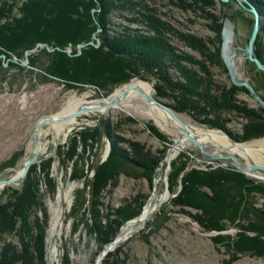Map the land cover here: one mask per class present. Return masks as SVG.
<instances>
[{
  "label": "rangeland",
  "instance_id": "rangeland-1",
  "mask_svg": "<svg viewBox=\"0 0 264 264\" xmlns=\"http://www.w3.org/2000/svg\"><path fill=\"white\" fill-rule=\"evenodd\" d=\"M30 1L33 0H18V5ZM107 1L111 10L106 28L108 38L139 35L141 43L146 39L165 41L172 48L173 57L165 58L162 71L173 82L180 80L187 84L181 72L183 68L198 70L185 60L189 57L206 65L209 72L201 76L210 77L214 89L215 84L220 87L233 85L221 57L222 29L229 17L236 25L234 46L245 48L255 23L247 3L237 0L227 3L220 0ZM247 1L256 9L260 5L263 8L257 10L261 30L255 42V53L264 63V0H259L258 6V0ZM97 6L90 9L95 20L101 17V5ZM40 7L49 21L56 19L57 14L45 8L47 4ZM17 11L14 15L20 16ZM80 11L78 16L81 17L85 8ZM154 19L157 21L155 29L150 26ZM49 21L46 19V25L42 22L43 26L27 23V41L54 38L45 28ZM51 23L55 28L65 26L62 29H69L73 24L71 22L68 27L70 23L67 22L65 25L59 21ZM103 31L98 29L88 43L38 42L20 58L16 55L7 57L6 49L0 54V197L7 192L20 191L28 177L35 179L43 208L35 210L34 216L44 222L46 229L45 264H264V255L255 254L256 251L237 254L228 247V243L238 242L241 234L264 241V196L259 191L244 195L238 188L228 191L212 183L201 186L200 194L197 192L199 199L194 192L190 197H184L188 187L185 179L191 174L197 173L199 179L204 174L223 169L238 170L234 161L224 156H235L239 167L248 168L247 161L239 154L225 149L217 153L210 149L212 147L202 146L204 153L194 143L176 149L178 138L183 134L174 129H162L149 113L154 105L149 104L138 90H135L137 97L133 101L124 104L125 100H120L116 105L106 107L107 113L94 109L80 116L71 117L76 111L69 114L66 118L73 123L59 134L50 127L48 117L55 118L71 97L88 93L92 100L101 101L139 79L153 87L147 96L150 94L171 107L184 123L224 131L202 123L203 119L215 120L219 116L221 120H227L225 129L231 135L224 132L235 142L242 145L264 139V131L263 135L244 142L234 138H240L243 128L249 124L245 112L264 117L261 106L248 91L241 90L236 96L242 112L210 111L201 116L196 111L194 114L193 111L176 110V91L160 79V75L154 74L155 70L150 74L146 70L138 72L137 68L138 73L132 75V71H125L111 60L110 47L102 38ZM193 37L203 41L208 53L211 51L220 59L206 61L191 45ZM127 55L134 63L141 65L143 62L137 55L131 56L130 52ZM111 71L113 74L109 73ZM257 71L261 77L255 75ZM244 72L264 98V72L248 60H245ZM177 99L179 101V97ZM193 100L199 104V99ZM41 122L39 131L43 147L41 151L38 148L40 152L35 162L25 171L27 162L36 154L38 124ZM237 172L251 180L253 187L264 186V172ZM158 177L161 181L157 186ZM15 178L16 181L5 183ZM154 192L157 193V207L141 220ZM190 199L213 214L218 210L223 215L221 218L232 223L224 220V229H206L197 221V217L202 216L201 209L197 211L184 205L190 203ZM237 205H243V208ZM134 222L129 236L118 243L124 228ZM3 241L16 244L17 238L7 235Z\"/></svg>",
  "mask_w": 264,
  "mask_h": 264
},
{
  "label": "trees",
  "instance_id": "trees-1",
  "mask_svg": "<svg viewBox=\"0 0 264 264\" xmlns=\"http://www.w3.org/2000/svg\"><path fill=\"white\" fill-rule=\"evenodd\" d=\"M41 4H47V7L45 8H50L53 13H56V19L53 18V20L51 19L49 21V19L41 13V9H39L41 8ZM259 4L260 1L257 6ZM30 5L36 6L33 7ZM97 5H101V17H97V20H95L90 14V9H94ZM82 8H85V14H81L80 17L78 14L81 13L80 10ZM261 8L262 5H260V7L258 6L257 10L262 11L263 8ZM15 11H17L20 16H15ZM110 12L111 10L107 0H33L23 6L18 5V0H0V54L3 53L2 49H6L7 51L4 53H6L7 57L12 58L16 55L20 58L26 50L33 49L38 42H47L50 44L54 41L55 44L61 43L64 45L67 42H73L74 44L81 42L88 43L92 40L93 34L96 33L98 29H102L104 30L102 32V38L107 42V46L110 47V49L108 47L106 49L111 50V52L108 51L109 56L118 67L120 66L125 71L127 69L132 71V75L135 74V69L137 68L138 72H140L139 70H146L145 72L150 74H153L155 70L154 74L156 73V75H160V79L162 78L168 83L170 82L169 84L171 85L172 90L176 91L175 96L177 95L176 97H179V101L176 98V110L193 111L192 113L196 111V114L201 116L202 114H205V112L210 113V111H214L215 113H230L234 111L242 112L241 110L243 108H240L237 104L236 96L241 90L245 92H247V90L245 88L240 89L234 85L220 87L217 86V84H215L216 88L214 89L213 85L210 83V77L205 78L201 76L203 74L206 75L209 72L202 61H194L191 58L186 57L185 60H188L194 66H197L196 68H198V70L186 71V69L183 68L181 72H183L187 84L173 82L171 77L168 75L166 76L162 71V69H164L163 61L165 58L167 56H170V58L173 57L172 48L165 41L160 38L156 40L146 39L144 40L145 42L141 43L139 35L136 34V37L120 35L117 38H108L106 28L109 24L107 20ZM45 14H48L47 11ZM34 17H36L35 20ZM46 19L50 23L51 21L57 23L59 21V23H64V25L65 22L70 23L68 27L71 26V22L73 24L69 29H62L65 28V26L62 25L58 28L56 25L57 28H55L52 25L53 23H51V26H53L52 28L49 26V23L48 27L46 26L45 28L54 38H41L38 39V41H34V43L32 41H27L26 35L28 34L29 28L27 29L25 25L32 22L34 23L33 25H42V22L46 25ZM153 22H155V24ZM153 22H150V26L155 29L157 21L154 19ZM46 34L48 33L46 32ZM192 39L194 40H192L193 44L191 45L199 51L206 61L215 62V60L219 58L218 55H213L210 51L208 53L207 45L203 41L194 37ZM7 45L10 46L7 47ZM128 45H130L131 49L127 47ZM128 52H130L131 56L133 55L135 57L137 55L138 58H142L143 62L141 65L129 60L127 55ZM221 65L223 64L221 63ZM119 82L120 81L116 83ZM208 82L210 85H208ZM193 99H199V104L196 103V101L193 103ZM261 111L264 113L263 108H261ZM245 113L249 124L243 128L240 138L234 136V138L240 142L247 141L253 136L259 137L263 135L262 132L264 131V117L258 116V114H253L252 112ZM251 119H257V121L253 122ZM202 123L227 131L225 129L228 123L227 120H221L219 116L215 120L203 119ZM228 133L231 135L230 132ZM226 171L223 169L211 174H204V176L199 177V179L197 173L191 174L190 177L185 179L188 187L184 191V197H186V195L187 197H190L189 195H191V192H194L199 199V189H201V186L205 185L207 187V185L210 186L212 183L215 186H221V188L228 191H234L235 188H238L244 195L247 192L259 191L264 196V186L253 187L251 180L246 178L243 174L234 170ZM34 180L33 177H28L20 191L15 190L10 193L7 192L0 197V264H45L43 260L45 258L44 240L46 229L44 222H41L34 216L35 210L43 208V202L39 193L38 184ZM201 195L204 198L206 197L204 193H201ZM183 204L184 203L181 205ZM184 205L194 208L197 211L201 209L202 216H198L197 221L204 224L206 229H224L225 226H222L223 221L226 220L228 223L231 222L227 218H221L223 215L222 213L220 214L218 210L216 211L217 213L213 214L207 209H204V207L193 203L192 199H190V203L187 202ZM237 207L243 208V205H237ZM246 210H244L245 212L242 211L244 215ZM7 235H14L17 238V243L14 244L13 242L3 241V238ZM239 236L240 240H238V242L230 245L228 243V247L233 249L235 253L256 251L255 254L264 255V253L261 252L264 251V241H261L256 237H244L243 234ZM224 241L227 240H223V242Z\"/></svg>",
  "mask_w": 264,
  "mask_h": 264
},
{
  "label": "bare ground",
  "instance_id": "bare-ground-1",
  "mask_svg": "<svg viewBox=\"0 0 264 264\" xmlns=\"http://www.w3.org/2000/svg\"><path fill=\"white\" fill-rule=\"evenodd\" d=\"M97 1V0H96ZM33 6V5H30ZM36 6V5H34ZM33 6V7H34ZM39 7V6H38ZM99 7V6H97ZM36 10V8H35ZM232 14V12H231ZM214 17V16H213ZM109 23V22H108ZM221 23V22H220ZM223 24V23H222ZM36 41V40H32ZM212 42V41H211ZM210 42V43H211ZM34 43V42H33ZM262 43V42H261ZM32 44V43H31ZM74 44V43H73ZM10 45H7V47ZM39 47V46H38ZM163 49V48H162ZM211 52V51H210ZM203 54V52H202ZM191 56V55H190ZM209 56V55H208ZM189 58V57H188ZM86 60V59H85ZM89 60V59H88ZM90 61V60H89ZM120 61V60H118ZM83 62V61H82ZM132 63V62H131ZM34 64V63H33ZM112 64V63H111ZM131 65V64H130ZM120 67V66H119ZM126 67V66H125ZM169 68V67H168ZM193 69V68H192ZM112 70V69H111ZM117 70V69H116ZM178 70V69H177ZM183 70V69H182ZM108 73V72H107ZM109 73H112L109 72ZM124 73V72H123ZM131 73V72H130ZM202 73V72H201ZM113 74V73H112ZM127 74V73H126ZM197 74V73H196ZM116 75V74H115ZM122 75V74H121ZM120 75V77H121ZM110 77V76H108ZM107 77V78H108ZM119 77V76H118ZM198 77V76H197ZM196 77V78H197ZM112 78V77H111ZM133 78V77H132ZM165 78V77H164ZM174 78V77H173ZM167 79V77H166ZM182 79V78H181ZM199 79V78H198ZM171 80V79H170ZM170 83V82H169ZM180 83V80H179ZM179 85V84H178ZM176 85V86H178ZM201 85V84H200ZM131 86H137L139 87V89L144 92L146 95L148 93L151 92L152 90V85L146 81L143 80H139V79H135L131 82V84L125 86V88L120 89L119 91H117L116 93H114L111 97L103 99L101 101H94L91 99V95L90 94H85L82 96H73L71 97L68 102L65 104V106L63 107V109L61 110L60 113H58L55 118L58 120L57 122L54 121L52 122V120H50V127L54 130L55 133L59 134L60 132H62L66 127L72 125V121L69 122L68 121H63L61 120L62 118L65 119L69 114L77 111L80 108H90V109H98L100 112L102 113H107L109 110L106 108V104H108V102H110L112 99L117 98L119 100H125L123 103H129L130 101H133L136 97H137V92L135 91V89H132ZM175 86V85H174ZM183 86V85H182ZM200 87V86H199ZM179 88V87H178ZM184 89V88H183ZM155 90V89H154ZM122 91H126V93H123ZM168 106V105H167ZM150 115L154 118V120L157 122V124L162 128V129H166V130H178V132L180 133V135L183 134V132L180 130L181 129V125L175 121V119L167 114L166 112L162 111L161 109H158L157 107H152L149 111ZM188 114V113H187ZM191 114V113H190ZM80 116V115H79ZM194 115H192L193 117ZM79 120V119H78ZM202 120V119H201ZM47 125V124H46ZM185 127L187 128L188 131V135L190 137H193L194 139H197L199 141V143L202 146H206L212 150H215L217 153H221L222 150L224 149H228L226 151H230L231 153L234 154H239L241 157H243V159H245L247 161V164L250 166V162L252 163H263L264 164V139L258 140V141H254L252 143H246V144H242V145H234L230 142V140L228 138H226V136L224 135H220V134H216L214 133V131H211L209 129H206L205 127H199V126H194L191 125L189 123L185 122ZM41 130V129H40ZM224 132V131H223ZM191 141L189 140V138L183 134L182 136H180L178 138L177 141V145H176V149H182L185 148L187 146H191ZM43 147L42 144V138H41V131L39 132V149L41 151ZM188 149V148H187ZM35 150V149H34ZM39 151V152H40ZM176 153L173 152L172 155ZM226 154V153H225ZM180 155V154H179ZM178 155V157H179ZM184 160V159H183ZM182 165V164H181ZM235 166V165H234ZM164 169V168H163ZM216 169V168H215ZM191 171V170H190ZM238 171V170H237ZM243 172V171H242ZM187 174V173H186ZM169 176V175H168ZM160 177V176H159ZM157 178V186L160 183V178ZM184 177V176H183ZM163 178V177H162ZM163 180V179H162ZM156 191L157 187H156ZM156 195L157 193L154 192L151 200L148 202V204L145 207V210L143 212L142 218L141 220H144L146 217H148L153 211L154 209L157 207L156 203H155V199H156ZM162 197V196H161ZM136 223H132L129 224V226H126L122 232V234L119 236L120 240L118 241L121 242L124 239L127 238V236H129V230L132 229V227L135 225Z\"/></svg>",
  "mask_w": 264,
  "mask_h": 264
},
{
  "label": "water",
  "instance_id": "water-1",
  "mask_svg": "<svg viewBox=\"0 0 264 264\" xmlns=\"http://www.w3.org/2000/svg\"><path fill=\"white\" fill-rule=\"evenodd\" d=\"M223 3H227L229 2V0H220ZM239 3H247L249 5V10L251 13L254 14V29L252 32V35L248 41V44L245 46V48H242L241 46H234V43L237 39V32H236V25L230 20V18H226L224 21V26L222 29V46H221V57H222V61L225 64V67L228 70L229 76H230V80L231 83L238 87V88H245L249 94L259 103V105L261 106V108L264 109V98L257 92V90L254 88V86L249 82V80L247 79L245 72H244V67H245V60L250 61L251 63L255 64V66L262 72H264V63L258 59V57L256 56L255 53V42L257 40V36L259 34V31L261 30V23H260V16H259V12L257 11V9L253 6L250 5L249 2L247 0H237ZM243 35V33H241ZM238 52H241V54H239ZM243 56L245 57L244 60H242L241 58H243ZM132 89L138 90L141 94V96L151 105H156L157 107H159V109H161L162 111L166 112L167 114L171 115L175 121H177L180 125H181V131L183 132V134H185L189 140L194 143L195 145H197V147H199L204 153H206V151L202 148V145L199 143V141L197 139H194L193 137H190L188 135V131L187 128L185 127V123L183 121H181L178 116L176 115L175 111L163 104L161 101L155 99L152 95L149 94V96H147L145 93H143L139 87L137 86H131ZM123 93H126V91H122ZM96 98H100L99 95H96ZM120 100L117 98L112 99L110 102H108V104H106V107L109 108L111 106L116 105ZM94 109H88V108H80L78 109L71 117H74L76 115H79L81 113H85V112H89L92 111ZM98 110V109H96ZM49 120H52V122L54 121H58L57 119H55L54 117H48ZM66 120H68V118H65ZM62 120V119H61ZM64 120V119H63ZM251 121H257V119H251ZM43 124V122H41L40 124H38V131H37V143H36V154L33 156L32 159L29 160V162H27L26 166H25V171L28 170V168L35 162L36 160V156L39 153V130L41 128V125ZM214 133L216 134H220V135H224L226 136V138H228L230 140V142L234 145H241L237 142H235L233 139H231L225 132L223 131H214ZM228 150V149H225ZM211 156H213V154H211ZM215 157V156H213ZM218 158H222L221 155L217 156ZM225 159H231L234 161L235 165L237 166L238 170H259L264 172V164L263 163H251L250 162V166L248 168H242L239 167L237 165L238 159L235 156L232 155H227L224 156ZM24 175V174H22ZM22 177V176H21ZM19 178V177H17ZM16 181L15 179H12L10 181H7L5 183H12Z\"/></svg>",
  "mask_w": 264,
  "mask_h": 264
},
{
  "label": "flooded vegetation",
  "instance_id": "flooded-vegetation-1",
  "mask_svg": "<svg viewBox=\"0 0 264 264\" xmlns=\"http://www.w3.org/2000/svg\"><path fill=\"white\" fill-rule=\"evenodd\" d=\"M264 60V59H263ZM258 75L259 77H261V75H260V72L259 71H257V73H255V75Z\"/></svg>",
  "mask_w": 264,
  "mask_h": 264
}]
</instances>
